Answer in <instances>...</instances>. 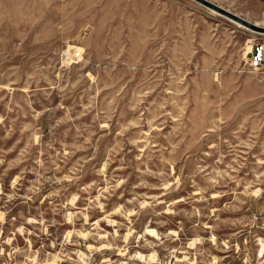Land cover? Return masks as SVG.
I'll use <instances>...</instances> for the list:
<instances>
[{
  "label": "rangeland",
  "instance_id": "1",
  "mask_svg": "<svg viewBox=\"0 0 264 264\" xmlns=\"http://www.w3.org/2000/svg\"><path fill=\"white\" fill-rule=\"evenodd\" d=\"M212 11L0 0V264H264V37Z\"/></svg>",
  "mask_w": 264,
  "mask_h": 264
},
{
  "label": "built area",
  "instance_id": "2",
  "mask_svg": "<svg viewBox=\"0 0 264 264\" xmlns=\"http://www.w3.org/2000/svg\"><path fill=\"white\" fill-rule=\"evenodd\" d=\"M247 66L249 70L264 74V41L257 40L252 44L248 53Z\"/></svg>",
  "mask_w": 264,
  "mask_h": 264
},
{
  "label": "water",
  "instance_id": "3",
  "mask_svg": "<svg viewBox=\"0 0 264 264\" xmlns=\"http://www.w3.org/2000/svg\"><path fill=\"white\" fill-rule=\"evenodd\" d=\"M194 1L199 3L200 5L208 8V9L214 10V11H216V12H218V13H220V14L228 17V18L236 20V21H238V22H240V23H242V24H244V25H246V26H248V27H250V28H252L254 30H258V31L264 32V27H259V26L255 25V24L247 21L246 19L237 16L236 14L230 12L229 10L219 6L218 4H216V3H214V2H212L210 0H194Z\"/></svg>",
  "mask_w": 264,
  "mask_h": 264
},
{
  "label": "bare ground",
  "instance_id": "4",
  "mask_svg": "<svg viewBox=\"0 0 264 264\" xmlns=\"http://www.w3.org/2000/svg\"><path fill=\"white\" fill-rule=\"evenodd\" d=\"M212 11V10H211ZM212 12H214V10L212 11ZM214 13H216V11L214 12ZM216 14H218V12L216 13ZM219 15V14H218ZM224 16V15H223ZM231 19V18H230ZM233 20V19H232ZM237 23V22H236ZM239 27H242L243 29H244V25H242L241 23H239L238 22V24H237ZM255 25H257V26H259V27H264V25H261V24H259V23H256ZM247 28H248V26H247ZM250 28V27H249ZM252 29V28H251ZM252 33H254V34H258V35H260V36H263L264 37V32H262V31H255L254 29H253V31H251ZM251 45V44H250ZM251 49H252V46H249V50H248V52H247V54L251 51ZM69 51H74L75 53L74 54H76V52H78V54H76L75 56H79L80 57V54L83 52L82 50H80V49H69ZM68 52V51H67ZM73 53V52H72ZM66 54V53H65ZM67 55V54H66ZM68 55H70V54H68ZM70 58H71V56H69ZM66 60H67V58H65ZM76 59V58H75ZM73 60V59H72ZM73 61H76V60H73ZM261 252H262V250H261ZM263 257V256H262Z\"/></svg>",
  "mask_w": 264,
  "mask_h": 264
},
{
  "label": "crops",
  "instance_id": "5",
  "mask_svg": "<svg viewBox=\"0 0 264 264\" xmlns=\"http://www.w3.org/2000/svg\"><path fill=\"white\" fill-rule=\"evenodd\" d=\"M215 2H217V1H215Z\"/></svg>",
  "mask_w": 264,
  "mask_h": 264
}]
</instances>
